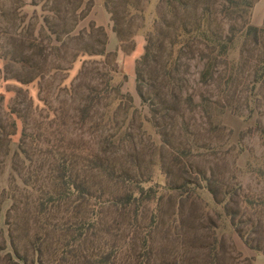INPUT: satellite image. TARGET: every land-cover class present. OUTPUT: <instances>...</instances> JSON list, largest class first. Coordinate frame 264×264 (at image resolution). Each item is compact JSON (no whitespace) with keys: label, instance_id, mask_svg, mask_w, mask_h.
Masks as SVG:
<instances>
[{"label":"trees","instance_id":"1","mask_svg":"<svg viewBox=\"0 0 264 264\" xmlns=\"http://www.w3.org/2000/svg\"><path fill=\"white\" fill-rule=\"evenodd\" d=\"M257 1H160L163 13L155 17L136 67L137 91L149 108L148 114L134 105L130 93L113 84L110 72L94 71L97 61L91 57L114 55L108 52L106 40L100 41L99 49L89 46L83 54H73L66 71L80 56L89 58L70 85H64L68 76L62 81L64 87L59 85L54 91L45 85L44 74L33 78L39 81L43 105L27 94L29 102L22 109L11 107L6 123L0 118V153L7 142L4 156L8 142L21 127L14 156L16 174L0 197V264H193L197 253L194 256L188 251L187 261H180L179 255L171 260L155 254L150 226L157 223L166 197L178 200L174 214L181 215L184 202L202 199V192L223 206L250 248L264 253L258 238L264 233L257 235L264 229V196L255 199L242 188L220 182L208 169L199 171L193 163L196 171L191 172L183 156L199 162L194 156L198 146L171 147L167 143V137L179 131L187 111L200 113L210 131H219L225 128L221 118L228 108L243 115L235 102L243 104L244 116L249 119L264 106V25L256 26L251 20ZM97 30L106 35L104 27ZM119 30L116 18L120 50L126 51V38ZM153 33L159 37L160 47L169 49L165 61L157 59V71L163 73L158 72L155 78L145 72L156 56ZM135 47L127 55L135 53ZM237 48L239 58L233 59ZM53 49L60 48L53 45ZM184 57L202 63L199 91L186 99L179 67ZM60 66L55 69H62ZM17 80L32 82L21 77ZM159 81V90L152 95L150 88ZM242 87L243 93L239 91ZM52 93H56L57 103L51 100ZM61 96L66 100L61 101ZM114 103L116 112H112ZM137 117L140 134L150 125L159 137L160 153L167 148L168 163H153V155L149 161L147 156L139 159ZM254 128L264 140L262 120L249 131ZM149 163L161 166L164 183L153 184V170L143 169ZM260 170L264 177V167ZM5 198L12 201L5 217L6 229L1 225ZM215 238V243L205 247L210 251L203 264H217L220 259Z\"/></svg>","mask_w":264,"mask_h":264},{"label":"rangeland","instance_id":"2","mask_svg":"<svg viewBox=\"0 0 264 264\" xmlns=\"http://www.w3.org/2000/svg\"><path fill=\"white\" fill-rule=\"evenodd\" d=\"M160 1L100 0V3H97L95 0H0V118L6 123L9 120L11 107L22 109L24 103L29 102L27 94L36 104L43 105L40 101L39 81L33 79L39 74L46 76L45 85L54 91L59 85L61 88L64 87L62 81L68 76L64 85H70L78 75L83 61L89 58L87 55L80 56L72 69L66 71L64 68L71 67L73 54L77 52L83 54L81 51L89 46L99 49L100 41L103 40L107 41L108 52L114 55L91 57L97 61L94 71L101 69L110 72L114 78L113 84L120 85L124 93H130L134 105L144 112L143 114H148L149 108L143 105L137 91L136 67L137 61L145 52L146 35L152 33L155 17L163 13L161 11L164 9ZM98 5L102 9L101 14L106 11V16L109 18L107 26H102L95 20L100 16L97 12ZM86 13H89L87 17ZM116 18L119 21L120 34L126 38L123 43L126 51L120 50V39L110 38L112 34L117 35ZM98 26L104 27L106 35L99 33ZM153 36L156 39V56L145 68V72L148 77L155 78L158 72L163 73L157 71L159 69L157 59L160 62L163 59L165 61L169 49L160 47L159 37L156 34ZM53 45L60 49H53ZM135 45L138 48L135 53L127 55L133 52L132 48ZM232 58H239V48L233 51ZM59 64L63 68L56 70L55 67ZM179 64L182 79L180 85L184 88V99H186L190 94L199 91L198 79L202 63L196 58L189 60L184 57ZM53 73L55 75H52ZM18 77L33 80L23 84L22 81L17 80ZM159 83L160 81L152 84L155 85L150 88L153 90L152 95L159 90ZM239 91L243 93L244 87ZM51 95V100L57 103L56 93ZM60 100L66 98L61 96ZM233 100V93H230V101ZM235 104L234 107L239 111L241 109L243 115H238L228 108L221 118L225 128L219 131H210V124L200 113L187 111L184 121L180 120L179 131L175 135L168 136L167 143L171 147L172 145L186 148L188 145L198 146L194 156L199 162H191L190 157L183 156L191 172H195L196 168H192L190 163L196 164L199 171L208 169L209 174L214 173L215 178L220 182L242 188L255 199L263 198L264 177L260 169L264 167V140L256 128L251 132L249 130L257 120H262L264 124V106L257 108L254 118L249 119L244 116L246 112L241 106L243 104L236 102ZM116 107L114 103L112 112H116ZM119 119L122 120V117ZM139 121L141 120L137 117L134 124L135 134L139 133L137 136L139 159L144 160L143 157L147 156L149 161L150 155H153V163L159 160L168 163L170 157L167 148L160 153L159 137L155 135L150 125L148 130L142 129L140 134L137 129ZM20 135L21 127L18 134L13 136L12 142H8V154L5 156L4 149L7 147V142L2 146L0 197L9 187L12 176L16 174L14 156L18 150ZM140 152L143 154L141 155ZM160 168L159 164L151 165V163L143 166L147 172L153 170L154 185L166 181ZM160 191L167 193L165 189ZM169 198H165L160 213H157L160 214L157 223H152L153 225L150 226L151 237L156 246L155 254L158 252L161 256L167 255V259L171 260L174 259L173 255H179V260L185 261L188 259L189 251L194 256L197 253L196 259L192 260L193 264H203L204 259L207 258V251H210L205 247L215 243L217 236L220 255L217 264H264V253L256 252L245 243L232 226L231 218L223 206L217 205L212 195L202 192V199L196 202L191 199L185 201L181 215L174 214L176 208H179L178 200ZM11 203L10 199L5 198L1 219L4 229H6L5 217ZM262 233L264 229L257 235ZM258 238L262 240L261 245L264 247V234ZM139 243L138 241V245Z\"/></svg>","mask_w":264,"mask_h":264},{"label":"crops","instance_id":"3","mask_svg":"<svg viewBox=\"0 0 264 264\" xmlns=\"http://www.w3.org/2000/svg\"><path fill=\"white\" fill-rule=\"evenodd\" d=\"M97 3H100V0H95ZM97 12H102L101 7L98 5ZM95 10V9H94ZM95 12V11H94ZM95 20L98 22V24L102 26H107L109 24V18L106 16V11L104 14L100 13L99 17H96ZM252 23L256 26H263L264 25V0H258L256 4L254 5V8L252 10V16H251ZM111 39H118L117 35L114 34L110 35Z\"/></svg>","mask_w":264,"mask_h":264}]
</instances>
